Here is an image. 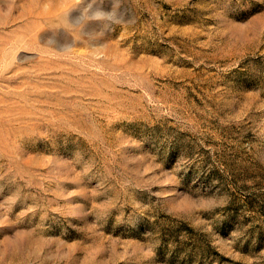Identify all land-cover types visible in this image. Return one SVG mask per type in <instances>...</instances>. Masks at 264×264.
I'll list each match as a JSON object with an SVG mask.
<instances>
[{
	"label": "rangeland",
	"instance_id": "374dc122",
	"mask_svg": "<svg viewBox=\"0 0 264 264\" xmlns=\"http://www.w3.org/2000/svg\"><path fill=\"white\" fill-rule=\"evenodd\" d=\"M0 264H264V0H0Z\"/></svg>",
	"mask_w": 264,
	"mask_h": 264
}]
</instances>
